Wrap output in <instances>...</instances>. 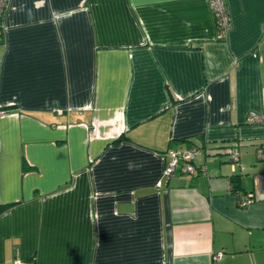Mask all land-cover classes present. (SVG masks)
I'll list each match as a JSON object with an SVG mask.
<instances>
[{"label": "crops", "instance_id": "obj_1", "mask_svg": "<svg viewBox=\"0 0 264 264\" xmlns=\"http://www.w3.org/2000/svg\"><path fill=\"white\" fill-rule=\"evenodd\" d=\"M225 4L10 0L0 264H264V0Z\"/></svg>", "mask_w": 264, "mask_h": 264}, {"label": "built area", "instance_id": "obj_2", "mask_svg": "<svg viewBox=\"0 0 264 264\" xmlns=\"http://www.w3.org/2000/svg\"><path fill=\"white\" fill-rule=\"evenodd\" d=\"M211 11L213 13V17L215 20V25L217 28V39H223L227 33V30L229 28V13L226 8L225 0H208ZM10 0H0V28L3 27V17L9 7ZM2 40L1 34H0V42ZM247 120L250 123H261L264 122V116L251 112L247 116ZM199 153V149L189 148L185 150H179L175 149L170 151L169 153V162L167 166L164 169V173L167 175H171L175 169V167L182 162L183 168L188 173H192L195 170V166L193 164V160L196 156V154ZM230 155L231 160L233 164H236L239 158V150L237 146H233L230 149ZM251 202V195L247 194L245 197L242 198L240 201L241 206H246L248 203ZM221 253L217 254V257L220 256ZM16 264H22L18 260L16 261Z\"/></svg>", "mask_w": 264, "mask_h": 264}, {"label": "trees", "instance_id": "obj_3", "mask_svg": "<svg viewBox=\"0 0 264 264\" xmlns=\"http://www.w3.org/2000/svg\"><path fill=\"white\" fill-rule=\"evenodd\" d=\"M122 137H124V135H121V136H119L118 138H116L115 140L117 141V140H119V139H121ZM236 182V181H235ZM234 188H236L237 187V184H234V186H233Z\"/></svg>", "mask_w": 264, "mask_h": 264}]
</instances>
